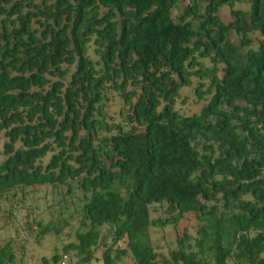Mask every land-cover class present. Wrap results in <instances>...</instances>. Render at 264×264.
Returning a JSON list of instances; mask_svg holds the SVG:
<instances>
[{"label":"trees","instance_id":"16d2710c","mask_svg":"<svg viewBox=\"0 0 264 264\" xmlns=\"http://www.w3.org/2000/svg\"><path fill=\"white\" fill-rule=\"evenodd\" d=\"M224 8L231 21L216 26ZM193 79L207 103L182 115ZM108 90L126 127L102 114ZM0 141V199L82 192L87 230L63 249L79 264L103 227V264H264V0H0ZM155 205L165 218L151 219ZM187 214L195 237L157 254L150 229ZM37 227L41 238L61 232ZM15 259L0 247V264Z\"/></svg>","mask_w":264,"mask_h":264},{"label":"rangeland","instance_id":"374dc122","mask_svg":"<svg viewBox=\"0 0 264 264\" xmlns=\"http://www.w3.org/2000/svg\"><path fill=\"white\" fill-rule=\"evenodd\" d=\"M235 9L246 10L241 5H235ZM230 21L229 10L224 8L218 13L213 23L218 26L220 23L225 24ZM250 38L252 40L250 49L254 50L261 37L258 34H252ZM232 40L237 44L238 40L235 36L232 37ZM89 55L93 60H96L93 47L89 48ZM202 62L205 67H210L207 60ZM218 76H221V72L218 73ZM192 82L191 88L182 89L180 92L176 110L182 115L189 116L198 113L201 107L207 103V101L197 100L195 88L198 82L196 79H193ZM105 96L107 99L103 103L102 114L106 122L125 126L122 117L124 110L122 99L111 90L106 91ZM103 135L105 132L101 131L100 136ZM1 146L2 142L0 141V150ZM48 159L49 157L44 160V164ZM70 187L73 189L71 195L67 194L66 187L39 186L25 189L23 192L17 190L15 196H13L14 193H11L0 199V247L8 243L11 245L12 252L16 257L14 264H79L74 252L68 255L63 253L65 247L77 243L75 238L77 231L87 230V228L81 229L80 227L82 216L79 211L83 205V194L77 189L75 183H71ZM165 209L166 205L151 207V219L165 218ZM37 224L54 227L61 232L60 234L50 233L41 238ZM196 230L197 222L194 216L187 214L177 227L151 228V243L157 254L168 257L169 253L177 247V238H180L185 232L195 237ZM100 231L101 240L93 250V260L89 264H103L104 245L110 243L111 232L108 227H103ZM118 246L123 249L125 243L120 242ZM55 256L60 258L58 263L53 261ZM119 264L134 263L128 256Z\"/></svg>","mask_w":264,"mask_h":264},{"label":"built area","instance_id":"2783aa9c","mask_svg":"<svg viewBox=\"0 0 264 264\" xmlns=\"http://www.w3.org/2000/svg\"><path fill=\"white\" fill-rule=\"evenodd\" d=\"M64 259H65V257H64Z\"/></svg>","mask_w":264,"mask_h":264}]
</instances>
